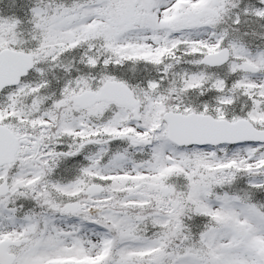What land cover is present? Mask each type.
<instances>
[{"label":"snow or ice","instance_id":"snow-or-ice-1","mask_svg":"<svg viewBox=\"0 0 264 264\" xmlns=\"http://www.w3.org/2000/svg\"><path fill=\"white\" fill-rule=\"evenodd\" d=\"M0 264H264V0H0Z\"/></svg>","mask_w":264,"mask_h":264}]
</instances>
